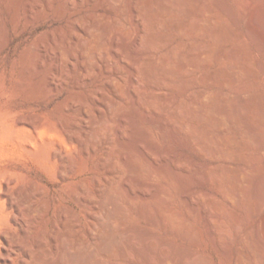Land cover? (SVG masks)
Segmentation results:
<instances>
[{
    "label": "rangeland",
    "instance_id": "rangeland-1",
    "mask_svg": "<svg viewBox=\"0 0 264 264\" xmlns=\"http://www.w3.org/2000/svg\"><path fill=\"white\" fill-rule=\"evenodd\" d=\"M33 1L38 3L34 4ZM37 1L0 0L2 21H0V264H5L4 234L11 238L12 245L9 248L14 249L12 261L8 264H22L24 254L22 256L21 253L25 248L33 255L34 262L30 264H182L183 259L187 264H264V225H261L264 218V204L262 205L264 200L260 201L256 194L252 193L260 187L259 178L264 180V19L261 20L262 16L258 15L260 16L258 18L251 12L258 9L260 12L263 11L264 0H257L258 2L224 0V3H227L225 5H228L230 11L237 16L239 20L237 24L220 9L217 4L219 0H199V3L184 0L185 7L182 8L168 0H161L174 10L164 17L167 19L171 17L172 22L181 24H189L192 17L198 15L199 5L212 4V11L204 16L206 22L204 20L199 22L204 31L173 33L175 31H169L167 27L155 28L157 34L170 39L166 38L168 43L160 41L150 48V70L157 66L162 57L169 56V50L175 47L182 51L181 58L188 62L196 60L199 63L182 73L164 71V74L168 75L167 88L152 87L148 81H140L139 84L131 82L134 57L132 55H140L143 51L141 49L146 47L138 40L137 28L142 20L138 18V12L135 10L137 0H51L53 10L48 15L37 11L45 4V0ZM145 1L148 13L156 14L153 9L155 0ZM65 2L69 4L66 5ZM32 3L34 13L30 12ZM263 13L264 11L261 15ZM250 24L259 31L258 36L254 35V38L249 35ZM210 29L222 30L219 34L230 31L234 37L223 38L220 35L216 38ZM91 30L94 31V35L96 33V39L89 34ZM89 44H93L94 51L87 53ZM220 52L229 54L236 52V56L240 55V58L235 56L212 60L208 57V54L215 56ZM117 55L118 58H115ZM120 58L124 61H120ZM222 72L224 76L234 72L237 78L232 83L222 79H219L222 80L220 82L214 79V83H211L212 79H208L207 82L205 77ZM204 78L207 83L202 81ZM54 84H58V91L53 89ZM202 90H218L220 95L216 99L217 102L209 99V104L215 103L233 113L244 112L245 117H241V113L235 115L232 121L237 130L245 128L246 133L241 136L237 130L220 131L198 113L196 106H191L192 114L189 116L197 125L195 137L218 134L224 139L233 140L242 151L241 158L232 156L224 158L216 154L212 147L223 145L219 141L216 144L214 140H209L206 149L203 148L207 153L204 154L202 148H198L196 142L189 139L187 134L182 133L179 139L175 138L172 126L164 122L165 110L160 108L156 110L139 100L143 93V95L156 93V98L166 104L175 96L188 101L191 96L199 95ZM72 103L76 104V108ZM86 107L89 109L87 122H82L75 130L83 135L90 131L89 117L94 118L96 128L100 129L96 135V153L87 164V175H99L103 181L106 176L114 175L110 171L114 162L120 160L118 162L122 166V157L131 158L134 153L141 154L143 149L144 152L147 150L151 154L154 161L161 163L172 161L168 154L183 156L189 168L185 170L180 167L179 181L176 186L174 184L172 186L164 177L150 172V166L143 159V153L140 161L147 169L143 177L146 179L145 182H154L152 184L135 179L137 178L135 175H130L132 178L128 174L125 175L124 167L122 166V169L118 163L116 173L122 178L116 180L119 187L116 186L113 193L108 194V198L104 196L99 200L98 197L92 202L94 217H88L81 211V206L77 205L79 212L75 219L77 223L71 226L69 221H72L74 216L72 214L68 217L62 216L58 209V195L62 192L57 189L62 186L57 183V175L54 170L45 171L36 157L27 158L22 153V140L31 131L25 122H42L45 126H40L38 130L40 134L44 132V136L49 135V132L57 134L58 120L68 123L74 116H84L83 110ZM258 118L262 123L256 122L255 119ZM137 121L146 123L150 138L163 148L161 151L142 141L140 142L142 147L133 146L136 138L134 136L137 135ZM151 122L157 126H149ZM108 145L115 146L117 159L110 161L104 172L99 174L96 164L103 161ZM164 149L169 153L166 154ZM211 165H225L230 173H234L232 171L235 170L237 173L240 169L248 172L245 179H239L245 201L237 203L238 201L228 198L224 182V188L221 190L216 183L205 177V167ZM17 168L23 173L19 179L23 189L29 186L31 179L47 184L51 188H44V196L25 201L27 209L19 213L12 207L11 198L8 196L15 195L17 188L13 185H10L8 190L6 188V183L14 177L12 172ZM186 173L189 181L183 179ZM88 181L91 182L92 192L96 195L94 182L92 179ZM155 183L169 186L172 190L173 206L179 211L180 218H185L184 221H188L190 228L192 227L188 237L182 231H178L182 228H171L168 223H163L164 217L158 214L154 200L146 201L143 198L130 200L128 197L127 192L132 187L133 189L135 187L134 191L140 195L144 192L152 193ZM190 189L197 190L198 193L194 196L196 210L189 213L183 192ZM25 196L26 193L23 192L19 198L23 199ZM207 198L213 200V204H217L214 208L211 204L217 218L208 217L209 214L204 210L203 205ZM46 200L48 210L33 215L36 207L43 206ZM15 216L20 220L14 221ZM182 222L180 221L181 224ZM24 230H27V239L23 238ZM89 230H114V235H119L111 253L96 248L99 236H95ZM250 232L253 242L246 245L243 240ZM150 238L153 239L157 251L155 248L150 249L148 245ZM165 241L169 244L165 245ZM18 243L20 248L16 250L14 247ZM164 247L165 251L177 257L176 261L169 262L163 258L159 252ZM243 247L255 253L256 258L251 260L252 262L244 261L239 256ZM122 248L128 250L127 257L123 254ZM140 250L151 252V257H145ZM91 252L94 254L91 255Z\"/></svg>",
    "mask_w": 264,
    "mask_h": 264
},
{
    "label": "bare ground",
    "instance_id": "bare-ground-1",
    "mask_svg": "<svg viewBox=\"0 0 264 264\" xmlns=\"http://www.w3.org/2000/svg\"><path fill=\"white\" fill-rule=\"evenodd\" d=\"M11 1H13V0H11ZM20 1L18 0V2H20ZM152 1H154V0H152ZM168 1L171 4H177L180 8L185 7L184 4L186 3V2L184 3V0H168ZM191 1H194L195 3H199V0H191ZM112 2H114V1H112ZM33 3L34 4L38 3V1L37 2L33 1ZM33 3L31 4V9H30L31 13H34L33 9H32ZM153 3H154V5L152 4L153 5V9H154V11L157 12L154 15H150L148 13V9H147L148 5L146 4L145 0H137V4L135 6V10L138 12V18H141V20H142L141 25L139 26V28H137V29H139V37L138 36L137 37H138V40L140 41V43L141 44L144 43V45L146 47H143V49H141L143 51H142V53L140 55H137V54L132 55L134 57H133V61H132V72L130 74V77L132 79L131 82H133L132 84H134V83H138L139 84L140 81H148V83L152 87L167 88L169 86V83L167 81L168 75H165L164 71L171 72V73H176V72L182 73L185 70H187L189 67L197 66L198 61L195 60L193 62H188L187 60H184V58H181V56H180V54H182V51H180L178 48L175 47V48H172L171 50H169L170 51V55L169 56L162 57L158 61L157 66L153 70H150V68H149V60H150L149 50H150V48H152L155 43H158L160 41H165V42L168 43V41L166 39L168 37L165 38V37H162L161 34L160 35L157 34V32H155V28H157V27H160V28L161 27L162 28L167 27V28L170 29L169 31H171V30L175 31L173 33H176V32L183 33V32H187V31L190 32V33L192 31V33H193V32H197V31H199V32L204 31V29L201 27V24L199 22L204 20V16L207 13H209L210 11H212V4L203 3V4L199 5L198 6V11H197L198 15L192 17V20L191 21L189 20L190 21L189 24L188 23L187 24H181L180 22L179 23L174 22V21L172 22L170 20L171 17H170V19L169 18L167 19V18L164 17V15L165 14L167 15V13L171 14V12L173 10L172 7L169 6V4H164L161 0H155ZM18 4H16V5H18ZM65 4H66V2H65ZM67 4H69V3H67ZM217 4L220 7V9L223 12H225V14L230 16V18L234 21V23L237 24L239 22L237 16H235L232 13V11H230V9L227 7L228 5L227 6L225 5L227 3H224V0L217 1ZM254 4H255V2H254ZM187 5H188V3H187ZM180 8H179V10H181ZM52 10H53V8H52L51 0H45V4L41 5L39 7V10H37V11L39 13L48 15ZM187 10H188V8H187ZM260 10H261V8H260ZM263 11H261V12H263ZM189 12H191V10H189ZM251 12H252V15H256L257 17H258V15L262 16V18H260L261 20L264 19V13L261 15V12L259 11V9L256 10V11H251ZM181 13L185 14V13H187V11L185 13H183V12H181ZM191 13H190V15H192ZM195 13H196V11H195ZM14 14L16 15V13H14ZM29 16H31V15H29ZM134 19H136V18H134ZM27 20H28V17H27ZM132 22H135V21H132ZM168 22H169V24H168ZM152 23L155 24V25H153ZM248 29H250L249 30V35L252 36L251 38H254L253 36L257 35L258 32H259L254 27L253 24H250V27ZM61 30H63V29H61ZM87 30H88V28H87ZM210 31L212 32V34L216 38H218L220 35L223 38L224 37H226V38L230 37L231 38L233 36V33H231L230 31H225L223 34H219L220 31H222V30L217 31L215 29H210ZM93 32L94 31L91 30L90 33H89L91 35V37L92 36L95 37V35H96V33L94 35ZM0 34H1V32H0ZM212 34H211V36H212ZM60 36H62V35H60ZM62 37H64V36H62ZM222 37H220L221 40H222ZM95 39H96V37H95ZM168 39H170V38H168ZM92 45L93 44H89V46H88L89 49H88L87 53H90V52L94 51ZM184 53H186V52H184ZM235 56H236V52H232L231 54H229L227 52H220L218 54H215V56L212 55V54H208V57H210V59H212V60H217V59H220V58L235 57ZM124 57L125 56H123V58ZM242 57H243V55H242ZM115 58H118V55ZM123 58H120V61L123 62L124 61ZM238 58H240V55L238 56ZM129 61H131V60H129ZM260 62H261V65H262V61H260ZM263 69H264V66H263ZM234 72H235V70H234ZM234 72L231 75H229V76H224V74L222 72V73H219V74H214V75L207 76L205 78L207 79V82H208V79H212L211 83H214L213 82L214 79L217 80V81L219 79H222V80H224V81H226L228 83H232L237 78V76L235 77ZM238 72H239V70H238ZM253 76H254V74H253ZM205 78H204V80H202V79L201 80L205 81L206 80ZM254 79H256V78H254ZM222 80H219V82L222 81ZM211 83L209 82V84H211ZM248 83L250 84V82H248ZM53 89L58 91L59 90L58 84H54L53 85ZM41 91H43V90L41 89ZM200 92L201 93L199 95L191 96L188 101L187 100H183V99H181L178 96L177 97L175 96V98H173L169 104L168 103L166 104V103H164L161 100H158L156 98V96H155L156 93L155 94L151 93V94H146V95H143L144 94L143 93L142 94L143 96L140 93L141 96H139V100L143 101L146 105H149L150 107L155 108L156 110L159 109V108L161 110H163V109L165 110V112H164L165 121L164 122L169 123L168 125L172 126V132H173V134H174L173 136H175V138L178 137V139H179V136L181 137L182 133L187 134L189 139H191L192 141L196 142L195 144H197L198 148H202V150H201L202 152H205V151H203V148L206 149L205 147L208 146V141L209 140L212 139V140H214L215 143L219 141V142H222L223 145H220V146L215 145L214 147H212L216 154L222 155V156H224V158H225V156L226 157H228V156L237 157V159L241 158L242 151L236 146V143L233 140L224 139L221 136H219L218 134H214V135L213 134H210V135L208 134V135H205V136L195 137V134L197 133V125L192 122L194 120H192V118L189 116V115L192 114L190 112L191 106H196L198 108V113L206 121H208L209 123L213 124L216 128L220 129V131L221 130L222 131L237 130L234 127L232 119H234L233 117L235 115H239V114L242 113V112L241 113H238V112H234L233 113L229 109L224 108V107H220V106L216 105L215 103L209 104V102H208L209 99H211V101L213 100V101L217 102L216 99L220 95L218 90H216V91L215 90L214 91H203L202 90ZM255 105H257L256 102H255ZM72 106L74 108H76V104L75 103H72ZM83 112H84V116H82V115L80 117L74 116L73 119H71L68 123H63V122L58 120L57 132H56L57 134H54V132H49V135H47V136H44V132L43 131H42L43 133L40 134V131L38 130L40 128V126H42V127L45 126L42 122H37V121L25 122V124L30 127L31 131H30L29 135H26L23 138V140H22L23 141L22 153L27 158H30V156L36 157L38 162L42 165V167L44 168L45 171L54 170L55 174L57 175V177H58L57 183H60L61 186H62L60 189H57V191L62 192L61 195L60 194L58 195V199H59L58 209H59V212H60V214L62 216L68 217V216H71L70 214H72L74 216V219H72V221H69L71 226H73V225H75L77 223V221L75 220L78 217V215H79L78 208H77L78 206L77 205L81 206V211L83 213H85L88 217H94L95 213L93 212L92 207H91L92 206V202L97 200L98 197H99V200L102 199V197H104V196H107L106 198H108L109 197L108 194L110 192L113 193L112 192L113 189L116 186L119 185L117 183L118 181H116V180L118 178H121V176L116 173V171H117L116 168L118 166L117 164L119 163L118 161H120V160H117L116 162L113 163V167L110 169V171L113 172L114 175L106 176L105 179H104L105 181L104 180L102 181L101 178L99 177V175H93V174L90 175V176L87 175L88 174L87 164H88L90 158L93 157L95 155V153H96V144H97V136L96 135L100 131V129L96 128V126H95L96 121L94 120V118H92V117L90 118L89 117L88 121H89L90 125H88V126H90V131H87L86 133H84V135L82 133L77 132L75 130V128L80 126L82 122H87L86 116L89 114V109L86 107L83 110ZM241 115H242L241 117H245L246 116V114H244V112ZM242 120H244V118H242ZM255 120H256L257 123H262V120L259 119V118L255 119ZM208 122H206V124ZM145 124L146 123L143 122V121H137L136 122L137 126L136 125L135 126H136V130H137V135L134 136L136 138H135V140L133 142V144H134L133 146H136L135 148H137L139 146L142 147V144L140 145V142L142 141V142L146 143L147 145L151 146L152 148H155V149L161 151L163 148L161 146H159L156 142H154L150 138L149 131L145 127L146 126ZM149 124H150L149 126H151V127H156L157 126L156 123H152L151 122ZM147 125H148V123H147ZM244 129H238L237 132L241 136H244V134L246 133ZM214 130H215V128H214ZM101 131H102V129H101ZM158 133H159V131H158ZM216 133H218V132H216ZM163 135H165V134H163ZM111 142H113V141H111ZM20 144H22V142ZM209 144H211V143H209ZM130 148H131V146H130ZM106 149L107 150H106V152H105V154L103 156V161L101 163H99V164H96V169L99 171V174L104 172V170L106 168V165L110 161H112L115 158L117 159V157H116L117 155L115 154V151H114L115 146L113 147L112 145H108ZM164 152L166 153V152H168V150L167 151L165 150ZM142 153H143V159L150 166V169H151L150 172H153V173H155V174H157V175H159L161 177H164L165 179L168 180V182H170L172 184V186H173V184L174 185L177 184L178 181H179V178H180L181 175H180L178 170L180 169V167L184 168L185 170H187L189 168L187 163H186V160H185V158L183 156H178V155L177 156H173L172 154H168L170 157H172V161L171 162H163V163H161V162L154 161L152 156H151V154L149 152H147V150H146V152H144V149H143ZM141 154H135L134 153L133 156H131V158L122 157V164H123L122 166L124 167V170H125V172L124 171L123 172L125 173V175L128 174V176L130 178H132L131 176L135 175L137 178H135V177H133V178L138 179L139 181H141L143 183L152 184L154 182H152V183H151V181L150 182H145L146 179L143 177V174L147 172V169L142 164V161H140L141 160ZM204 154H207V153L205 152ZM118 155H120V154H118ZM173 160H174V162H173ZM190 162H192V161H190ZM119 166L122 168L120 163H119ZM91 167H90V169H91ZM235 171H232L234 173H230L228 171V168L225 165H216V166H212L211 165L209 167H205V171H204L205 174L204 175H205V177L207 176L208 179L211 180V182L216 183L218 188H220L221 190H223V188H224V184H223V182H224L226 184V186H227L226 187L227 189L225 191L226 196L228 198H230V199H233L234 201L236 200V202L238 201L237 203H239L240 201H245V200H243V189H241V187H240L239 179L240 178H244L245 179L246 175L248 174V172L246 173L245 172L246 170L243 171V169L242 170L240 169L239 171H237V173ZM12 174H13L14 177H13V179H11L9 182L6 183V188L8 190V187L10 185H13L14 187L17 188V192H16L15 195H9L8 194V196H10V198H11L12 207L18 213L22 212L25 209H27V207L25 205V201H29L30 199H34V198L36 199V198H38L40 196H44L45 195V192H44L45 189L44 188L51 189L47 184H42L38 180H34V179H31L29 186L26 187V189H23L21 184H20V180H19L20 177H21V174H23V173L20 172L18 170V168H17V169L14 170V172H12ZM151 176H152V173H151ZM153 177H155V176H153ZM124 178H126V176ZM89 179H92V181L94 182V187L96 188V192H97L96 195L92 192V187H91V184H90L91 182L88 181ZM183 179L185 181H189V176L187 175V173H186V175L183 176ZM259 182H260V187L257 190L252 191V193L256 194L257 199H260V201H262V200H264V184H263L264 180H263V178H259ZM120 184H122V183L120 182ZM124 184H126L125 181H124ZM153 185H154L153 192L152 193H148V192L145 193L144 192L143 195L137 194L138 192L136 193L134 191V189H136V188L134 187V189H133V187H132L133 190L129 189V191L127 192L128 197L130 198V200H137L139 198L140 199L143 198V200H146V201L154 200L155 203L157 204L158 214H160L161 216L164 217V222L163 223H168L169 225L172 226L171 228H178V229L182 228L181 230H178V231H182V233H184L185 235H187L186 237H188V235H190V231H191L190 229L192 227L190 228V223L188 221H184L185 218L184 219L180 218L181 216L179 215V211L173 206L172 198H173L174 195L172 193V190L169 188V186H166V185H163V184H160V183H155ZM38 188H40V189H38ZM183 191H184V189H183ZM23 192L26 193V196L23 199H20L19 197H20V195ZM149 192H150V190H149ZM197 193H198V191L194 190V189L185 190V192H183V197L187 201V206L189 208V211H188L189 213H190V211L194 212L196 210V205H195L196 201L194 200V196ZM208 198H210V197L208 196ZM208 198L206 199L207 202L204 203V205H203L204 206V210H206V212L209 214L208 217L213 218V219L215 217L217 218V216L214 215L213 209L211 207V204H213V200L212 201L210 199L208 200ZM211 199H213V198H211ZM46 202H48V201L47 200L44 201L43 206L42 205L41 206H37L35 211L33 212V215H35V214L39 215L41 211L48 210V207L46 206ZM66 202L68 204H66ZM62 203H64V205ZM99 203L101 204V202H99ZM214 203H215V201H214ZM143 204H145V203L143 202ZM263 204H264V202L262 203V205ZM146 205H147V203H146ZM215 205L217 206V204H213V208H214ZM94 206L96 207L97 205H94ZM219 207H217V208H219ZM144 209H146V208H144ZM144 209H143V213H145ZM228 209H229V207H228ZM225 211H226V209H225ZM226 212H228V211H226ZM150 217H152V216H150ZM181 219L184 222H182ZM18 220H20V218L15 216L14 221H18ZM154 221H155V218H154ZM180 221L183 224H181ZM215 224H216V222H215ZM261 225H264V218L261 221ZM214 228H212V229H214ZM214 230H216V229H214ZM24 231H25V233H24L25 235H24L23 238L27 239L28 238L27 230H24ZM89 231L92 234H94L95 236H99V239L96 242V248L99 251H102V252H105V253H111V251L114 248V243L118 240L117 237H119V235H114V230H89ZM170 232H171V230H170ZM150 233L152 234V232H150ZM195 233H196V231H195ZM195 233H192V234H195ZM177 234H178V232H177ZM194 236H196V235H194ZM251 236H252V234L250 232L246 236V238H244L245 240H243V241H244V243L246 245L253 242ZM198 239H200V238L198 237ZM148 242H149L148 245H149L150 249L154 250L155 244H154L153 239H151ZM4 244H5V247H4L5 248V254H4L3 260H4L5 264H8L9 262L12 261V252H13L14 249L11 250V248H9V246L12 245V240L7 234H4ZM164 244L168 245L169 243L167 241H165ZM19 245H20V243L16 244L14 248L16 250H18L20 248ZM138 247H139V245H138ZM164 249H165V247L159 253H161V255L163 256V258L165 260H167L169 262L170 261L174 262V261L177 260V257L173 253H170L167 250L165 251ZM121 250H122V252H123V254L125 256L127 254H129L128 250H126L125 248H122ZM155 250H156V248H155ZM249 250L251 251V249H249ZM249 250L247 248H244V247L241 249L239 256L241 257L242 260L251 261L254 258H256V255H254L255 253L254 252L251 253ZM140 252L145 257H149L151 255V252H148L146 250L145 251L144 250H140ZM21 254H22V256L24 254L22 264H30V263L34 262L32 260V256L33 255L29 251L28 248L23 249ZM93 254L94 253L91 252V255H93ZM164 259H162V260H164ZM244 263H246V262H244ZM182 264H187V261L185 259H183L182 260ZM247 264H249V263H247ZM250 264H252V263H250Z\"/></svg>",
    "mask_w": 264,
    "mask_h": 264
}]
</instances>
